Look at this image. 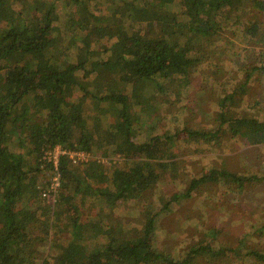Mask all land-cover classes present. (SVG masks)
Wrapping results in <instances>:
<instances>
[{
  "label": "trees",
  "instance_id": "obj_1",
  "mask_svg": "<svg viewBox=\"0 0 264 264\" xmlns=\"http://www.w3.org/2000/svg\"><path fill=\"white\" fill-rule=\"evenodd\" d=\"M62 1L0 0V264H193L198 254L216 261L220 250L227 249L206 241L192 246L182 258L147 248L162 216L207 182L206 175L158 207L145 204L139 242L118 221L110 235L104 233V213L120 202L144 198L154 185L156 168L167 166L159 160L163 158L159 153L166 151L174 134L155 133L157 127L149 125L147 139L136 141L133 113H139L140 98L154 102L153 92L172 104L188 91L192 82L187 71L202 59L200 51H182V44L195 34L201 39L203 33L222 28L236 8L234 0H172L164 5L160 0H70L82 15L80 25L69 23V30L83 44L78 49L79 61L69 59L74 48L68 45L66 34L61 36L54 29V15ZM100 1L103 7L93 11L92 5ZM258 4L264 6V1ZM96 29L111 41L110 47H91ZM247 31L255 37L260 33L256 23ZM112 48L119 52L115 62L123 67L121 71H112L109 57L103 56ZM250 78L248 73L245 84ZM240 88L220 98L212 129L189 128L187 134L218 137L226 131L251 144L264 143V119L253 114L226 116ZM101 108L108 110L114 125L95 123ZM56 144L95 154L99 150L106 158L122 154L136 160L125 157L108 169V161L72 165L63 159L61 191L52 202L41 196V156L42 148ZM101 173H107L106 183L97 186ZM255 181H264V175H236L226 168L217 174L223 186L244 188ZM87 188L101 205L84 222L75 197ZM70 206L73 213L62 212ZM53 236L57 239L55 254L37 263L39 243ZM228 251L264 264L263 251L240 246Z\"/></svg>",
  "mask_w": 264,
  "mask_h": 264
},
{
  "label": "rangeland",
  "instance_id": "obj_2",
  "mask_svg": "<svg viewBox=\"0 0 264 264\" xmlns=\"http://www.w3.org/2000/svg\"><path fill=\"white\" fill-rule=\"evenodd\" d=\"M67 1L58 2L54 29L61 36L66 34L68 45L74 48L69 59L79 61L81 55L78 49L83 48V44L69 30V23L80 25L82 15L77 11V6ZM171 1L160 0V3L164 5ZM257 1L264 0H234L236 8L223 22L222 28L212 34L203 33L201 39V35L195 34L182 44V51H200L202 59L196 68L188 69L192 84L183 96L175 98L172 104L166 103L163 96L156 92L151 93L153 103L139 96V113H133L136 126L133 138L138 142L145 141L150 132L149 125L157 127L154 128L155 133L172 131L174 138L166 151L159 153L163 157L159 160L167 166L156 168L154 185L146 196L106 209L104 233L107 235L118 221L125 233L139 242L143 237L145 220L142 207L150 203L158 207L167 197L175 192H186L192 181L206 175L207 182H203L202 186L162 216L147 248L163 251L171 258H182L192 246L206 241L217 249L227 250H220V258L214 262L198 254L193 264H261L254 259H243L242 254L235 257L228 249L240 246L243 250L264 252V181H255L244 188H240L239 184L223 186L217 182V174L220 168H226L236 175H264V143L251 144L243 136L226 131L218 137L187 134L189 128L212 129L216 124L220 98L238 87L242 88L237 92L236 102L226 109V116L253 114L264 119V6ZM100 7H103L102 1L92 5L93 11ZM147 17L151 23L152 18ZM254 23L260 29L257 37L247 31ZM31 25L34 26L33 23ZM91 39V47L102 50L105 46H111V41L99 29L93 32ZM103 56L109 57L112 71L123 68L119 62H115L119 57L116 48ZM248 73H251V78L245 84ZM134 92L137 95V85ZM69 93L72 94V86ZM107 112L106 108H101L98 115L93 113L96 115L95 123L114 125V119L108 118ZM98 153L101 154L99 150ZM125 157L133 158L132 162L136 160L132 156L113 154L108 156L105 167L110 169ZM40 174L42 186L50 173L43 168ZM106 179L107 173L99 174L95 185L103 186ZM75 202L79 205L84 222L96 215L101 205L89 188L77 194ZM62 212L73 213L72 206L64 208ZM56 244L54 236L47 242H40L37 263L55 254Z\"/></svg>",
  "mask_w": 264,
  "mask_h": 264
},
{
  "label": "built area",
  "instance_id": "obj_3",
  "mask_svg": "<svg viewBox=\"0 0 264 264\" xmlns=\"http://www.w3.org/2000/svg\"><path fill=\"white\" fill-rule=\"evenodd\" d=\"M66 159L72 165H88L92 161L106 163L108 158L101 154L87 150L66 149L61 144L53 147L42 148L41 160L43 168L49 170V178L46 185L40 187L41 196L49 201H55L62 186L61 162Z\"/></svg>",
  "mask_w": 264,
  "mask_h": 264
},
{
  "label": "crops",
  "instance_id": "obj_4",
  "mask_svg": "<svg viewBox=\"0 0 264 264\" xmlns=\"http://www.w3.org/2000/svg\"><path fill=\"white\" fill-rule=\"evenodd\" d=\"M112 70V69H111ZM122 69H120V71H121Z\"/></svg>",
  "mask_w": 264,
  "mask_h": 264
}]
</instances>
